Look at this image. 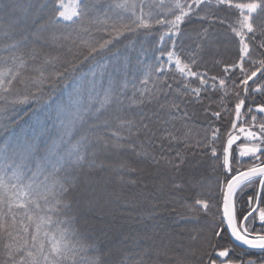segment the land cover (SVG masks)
Returning <instances> with one entry per match:
<instances>
[{"label": "snow or ice", "instance_id": "1", "mask_svg": "<svg viewBox=\"0 0 264 264\" xmlns=\"http://www.w3.org/2000/svg\"><path fill=\"white\" fill-rule=\"evenodd\" d=\"M221 6L237 11L228 29L232 42L238 43V58L224 66L222 77L209 78L206 72L194 70L205 45L218 46L208 28L196 31L188 59L177 47L181 38H192L184 25L193 17L201 23L219 19L213 9ZM156 29H163L160 55L146 70L145 66L137 70L142 78L130 74V61L124 57L122 63L119 51L112 54L111 72L99 62L84 69L126 34L138 38L143 33L146 40ZM100 30L109 38L99 42L85 38ZM169 41L171 48L163 49ZM140 43L144 52V41ZM49 44L67 47L69 52L75 48V63L49 55L45 51ZM134 48L135 41L130 50ZM65 63L69 67L63 71H49ZM173 68L176 84L169 82ZM193 79L199 86H192ZM61 80L70 81L71 90L55 108L57 134H13L0 141V264H106L105 254L81 237L72 197L81 187L87 190L96 184L97 172L111 171L122 182L125 173L136 172L126 159L113 161L124 151L180 175L179 181L172 177L175 192L195 191L194 199L181 197L185 201L181 206L189 214L186 219L197 227L187 244L178 245L184 255L177 256L176 264H264V117L258 120L248 107L251 122L242 119L248 96L264 94V0H112L103 8L92 0L68 4L0 0V102H39L45 98L44 85L54 87ZM18 84L34 90L20 93ZM206 89L221 93L217 106L229 117L234 113L222 154L216 146L219 128L212 129L204 145V155L216 174L214 181L207 182L204 161L195 159L196 153L192 158L179 151L175 156H157L145 147H162L160 142L165 140L187 145L193 135L187 105L199 102ZM229 97H235L234 108L227 106ZM255 113L264 114V105H257ZM211 115L221 119L220 111ZM178 118L184 121L180 135L181 129L172 123ZM241 138L234 153L233 145ZM139 195L141 200L153 196ZM84 196L89 209L103 207L99 199L88 198L87 191ZM140 240L147 246L135 264H158L160 256L171 252V241L158 243L147 233Z\"/></svg>", "mask_w": 264, "mask_h": 264}, {"label": "trees", "instance_id": "2", "mask_svg": "<svg viewBox=\"0 0 264 264\" xmlns=\"http://www.w3.org/2000/svg\"><path fill=\"white\" fill-rule=\"evenodd\" d=\"M92 2L103 8L111 4L112 0H92ZM213 11L215 17L223 19L225 23H219V19L215 21L206 20L201 23L193 17L192 22L183 26L186 32H191L192 38H181L177 47V51L185 59H188L190 51L194 48L196 31H199L201 27L208 28L210 36L216 39L218 46L210 48L206 44L205 50L200 53L198 64L194 66V70L200 73L206 72L209 78L211 76L222 77L224 66L238 58V43L232 42L231 32L228 29V24L234 21L237 11L224 6L214 8ZM112 15L115 17V13ZM161 31L163 29H156L146 40L143 33H140L138 38L132 34H126L119 40L114 41L108 51L102 53L96 60H89L83 67L86 70L98 62L106 63L108 71L111 72L114 63L112 54L119 51L122 63L124 57H128L130 61V74L136 73L142 78V73L137 72V70L142 66H145L146 70L147 65L155 63L154 57L160 55L158 45ZM85 38L99 42L108 39L109 36L103 30H100L91 32L90 36ZM133 41H135V48L130 50ZM140 41H144V52H141ZM170 48V41L163 45V49ZM45 51L51 56H60L62 60L68 61L72 60L73 52L76 49L73 48V51L69 52L67 47L57 48L49 44L45 46ZM164 59L166 60V56ZM217 61L221 63H217ZM72 62L75 63L74 60ZM63 67H69V65L66 63L63 66L57 64L55 68L50 67L49 71H63ZM174 75L176 74L173 68L172 73L169 74V82L176 84L178 77L173 79ZM191 84L194 87L199 86V81L193 79ZM209 84H211L210 79ZM229 85H231V81H229ZM16 88L20 93L34 90L31 87L25 89L19 84ZM44 88L45 98L39 102L31 101L25 105H5L0 102V108L4 109V111H0V141L13 134L27 133L32 135L34 132L37 134L43 132L45 137H53L57 134L58 124L54 119L56 115L55 108L60 101L67 98L71 90V83L70 81L61 80L56 82L54 87L46 84ZM220 95L221 93H214L206 89L202 92L199 102L193 101L187 105L189 117L187 124L193 133L187 145L184 142H172L170 144L169 141L165 140L160 142L162 147L149 144H145V147L157 156L161 154L175 156L176 152L179 151L192 158V153H196L195 159L203 160L204 167L207 169L204 177L205 181H214L216 174L209 167L212 161L204 155V145L211 138L212 129L219 128L220 139L217 141L216 146L219 153L222 154V145L226 138L225 132L229 129L230 120L232 119L221 107L217 106ZM234 104L235 97H229L227 106L233 108ZM257 105H264V94L253 93L248 96L246 105L242 110L245 114L244 119L247 122L251 121V115L248 114L246 109L247 106L253 108L258 120L264 117V114L255 113L254 107ZM152 107L154 106H147V108ZM184 107V104H181V108L184 109ZM205 108L209 109L207 113L204 111ZM212 111H220L221 119L216 120L211 115ZM172 123L175 124L176 128L181 129V133L177 134H182L184 121L178 118ZM159 134L157 135L159 136ZM197 140L200 141V147H196ZM137 143L139 144V141ZM234 150L233 147L235 153ZM208 156H210V150ZM112 159L114 162L126 159L131 162L132 167L136 168L137 171L125 173L123 182L111 171L97 172L94 174L97 179L96 184H93L87 190L81 187L78 192L73 194L76 227L81 237L85 242L95 245L105 254L106 264H135L138 254L147 246V243L143 240L138 243V239L147 233L158 243L171 241V252L168 256H160L158 264H176L177 256L184 255V249L178 245L187 244L190 232L197 227L194 222H189L186 219L189 214L181 206L185 202L181 197L194 199L195 191L186 188L182 192H175L171 187L172 177L175 176V179L179 181L181 179L180 175L175 174L166 167L161 166L157 169L155 165L138 161L135 155L129 151H124L119 157H113ZM131 180H135L137 183L135 185L129 183ZM144 183H147V188H144ZM85 191H87L88 198L99 199L103 207L89 209L84 196ZM141 192L152 193L153 196L148 200H141L139 195Z\"/></svg>", "mask_w": 264, "mask_h": 264}, {"label": "rangeland", "instance_id": "3", "mask_svg": "<svg viewBox=\"0 0 264 264\" xmlns=\"http://www.w3.org/2000/svg\"><path fill=\"white\" fill-rule=\"evenodd\" d=\"M64 2H65V4H68V3H70V2H72V0H64ZM236 16H237V14L235 15V18H236ZM235 18H234V20H235ZM248 107V106H247ZM246 107V109H248ZM256 107V106H255ZM255 107H254V110H255ZM234 108V107H233ZM243 110V109H242ZM232 118H234V113H233V116H232ZM242 119L243 120H245L244 119V116L242 117ZM246 121V120H245ZM251 122V121H250ZM230 127H231V124H230ZM230 127H229V129H230ZM226 139V138H225ZM243 142V138H241V140L240 141H237V144H235V145H233V147H234V149H236V147H237V145H239L240 143H242ZM235 151V150H234ZM246 162H247V158H246Z\"/></svg>", "mask_w": 264, "mask_h": 264}, {"label": "water", "instance_id": "4", "mask_svg": "<svg viewBox=\"0 0 264 264\" xmlns=\"http://www.w3.org/2000/svg\"><path fill=\"white\" fill-rule=\"evenodd\" d=\"M225 142V141H224Z\"/></svg>", "mask_w": 264, "mask_h": 264}]
</instances>
